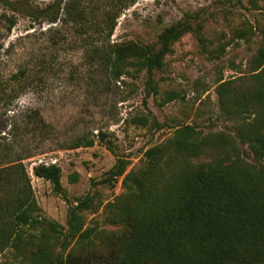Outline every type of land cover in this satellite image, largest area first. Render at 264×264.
I'll use <instances>...</instances> for the list:
<instances>
[{
  "label": "rangeland",
  "instance_id": "1",
  "mask_svg": "<svg viewBox=\"0 0 264 264\" xmlns=\"http://www.w3.org/2000/svg\"><path fill=\"white\" fill-rule=\"evenodd\" d=\"M29 1L45 7L55 0ZM171 25L186 31L161 68L150 75L130 66L117 77L89 57L88 49L101 39L84 41L71 23L33 20L0 2V163L22 158L18 163L31 175L43 216L67 227L69 205L87 199L90 206L81 210L85 226L113 238L125 225L111 219L110 203L125 192V175L147 162L149 148L168 143L182 125L203 135H233L235 123L223 116L219 86L250 84L253 60L264 48V0H138L121 13L109 40L158 49ZM20 73L25 80L14 84L13 75ZM29 108L40 111L54 136L39 129L24 132ZM80 137L93 139V145L71 148ZM14 138L13 150L2 151ZM237 144L246 163H259L246 144ZM233 157L229 148L212 147L188 161L199 165ZM120 158L128 163L126 171L110 184L109 171ZM39 163L61 167L67 198L33 174ZM75 173L77 179L70 180ZM0 264L25 262L8 247L0 251Z\"/></svg>",
  "mask_w": 264,
  "mask_h": 264
},
{
  "label": "trees",
  "instance_id": "2",
  "mask_svg": "<svg viewBox=\"0 0 264 264\" xmlns=\"http://www.w3.org/2000/svg\"><path fill=\"white\" fill-rule=\"evenodd\" d=\"M137 1L55 0L36 7L29 0H0L33 20L71 23L84 41L101 39L102 44L88 49L89 57L117 77L130 66L151 75L186 31L182 26L167 27L158 49L111 42L121 13ZM11 18L15 24V16ZM253 64L248 86L232 81L219 86L223 116L235 123L233 135L224 131L203 135L193 125H182L168 143L146 151V163L125 175V192L110 203L111 219L121 221L125 229L113 238L85 226L81 210L90 206L87 199L69 205L67 227L43 216L31 175L24 163H18L22 158L0 163V251L13 248L25 264H264V48ZM12 80L21 84L25 73ZM3 92L0 85V95ZM25 112L24 132L39 129L46 137L54 136L40 111ZM14 130L16 135L18 127ZM237 142L246 144L259 163H246ZM16 143L14 138L2 145V151L13 150ZM93 143L80 137L71 148ZM212 147L229 148L234 157L199 165L188 161ZM173 158L182 163H172ZM127 164L118 159L107 181L113 184ZM32 171L67 198L58 164H35ZM76 179V173L70 175V180Z\"/></svg>",
  "mask_w": 264,
  "mask_h": 264
}]
</instances>
